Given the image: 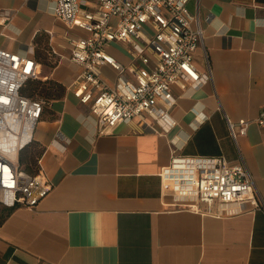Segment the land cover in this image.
Returning a JSON list of instances; mask_svg holds the SVG:
<instances>
[{"label":"crops","instance_id":"crops-1","mask_svg":"<svg viewBox=\"0 0 264 264\" xmlns=\"http://www.w3.org/2000/svg\"><path fill=\"white\" fill-rule=\"evenodd\" d=\"M188 7L203 28L194 64L209 67L211 79L199 88L172 86L168 132L135 117L99 134L89 105L73 94L80 68L71 41L85 32L54 15L49 0H0V47L37 59L47 80L26 147L34 151L33 174L52 183L34 207L0 203V264H264V126L252 122L239 135L234 125V139L227 124L264 108V0ZM128 50L122 42L106 46L123 64ZM100 74L115 81L108 65ZM173 155L243 160L260 206L222 216L174 206L160 178Z\"/></svg>","mask_w":264,"mask_h":264},{"label":"built area","instance_id":"built-area-1","mask_svg":"<svg viewBox=\"0 0 264 264\" xmlns=\"http://www.w3.org/2000/svg\"><path fill=\"white\" fill-rule=\"evenodd\" d=\"M49 1L54 15L85 32L71 41L70 59L80 68L73 94L89 105L99 134L135 117H148L168 132L175 124L172 86L199 88L211 79L209 67L200 72L194 64L203 28L198 12L189 10L191 0H97L94 6L88 0ZM113 42L128 45V64L106 51ZM103 65L116 72L113 84L102 78ZM40 70L34 57L0 47V203L7 207H34L52 189L41 172L30 173L19 162L44 110V100L23 93L29 81L40 79ZM252 122L264 126V108L253 120H227L234 139V125L244 135ZM160 178L176 207L222 216L245 210V204L260 206L243 160L173 155Z\"/></svg>","mask_w":264,"mask_h":264},{"label":"rangeland","instance_id":"rangeland-1","mask_svg":"<svg viewBox=\"0 0 264 264\" xmlns=\"http://www.w3.org/2000/svg\"><path fill=\"white\" fill-rule=\"evenodd\" d=\"M116 19L112 18L111 23H115ZM45 85L44 83L40 82V81H33V82H29L25 89L24 92L29 94V93H38L37 95H40L41 93L44 92ZM24 157V159L26 160V162H29V167L30 170H27L29 172H35V163L33 161L34 158V151L31 149H24L22 152H20L19 156ZM24 168L26 166V164H21Z\"/></svg>","mask_w":264,"mask_h":264},{"label":"trees","instance_id":"trees-1","mask_svg":"<svg viewBox=\"0 0 264 264\" xmlns=\"http://www.w3.org/2000/svg\"><path fill=\"white\" fill-rule=\"evenodd\" d=\"M33 81H40V82H42V83H43V82L45 83V81H47V80L42 81L41 79H36V80H31V81H29V82H33ZM29 82H28V83H29ZM28 83H27V84H28ZM24 89H25V88H24ZM24 89H23V93H25V92H24ZM25 94H27V93H25ZM37 94H38V93H29V94H27V95H32V96L38 97ZM26 148H27V147L23 148L20 152H22V151H23L24 149H26ZM33 161H34V163H35V155H34ZM19 162H20V164H24V163H25V164H26L25 168H24L22 165H21V166H22L24 169H26V170H30L29 162L27 163L26 160L24 159V157H22L21 155L19 156Z\"/></svg>","mask_w":264,"mask_h":264}]
</instances>
